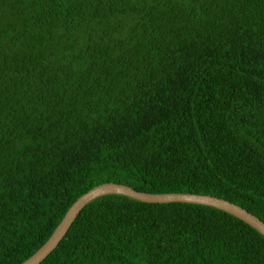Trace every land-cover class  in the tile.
Returning a JSON list of instances; mask_svg holds the SVG:
<instances>
[{"label": "trees", "instance_id": "trees-1", "mask_svg": "<svg viewBox=\"0 0 264 264\" xmlns=\"http://www.w3.org/2000/svg\"><path fill=\"white\" fill-rule=\"evenodd\" d=\"M104 182L264 222V0H0V264ZM38 264H264V237L111 193Z\"/></svg>", "mask_w": 264, "mask_h": 264}, {"label": "water", "instance_id": "water-1", "mask_svg": "<svg viewBox=\"0 0 264 264\" xmlns=\"http://www.w3.org/2000/svg\"><path fill=\"white\" fill-rule=\"evenodd\" d=\"M111 193L121 194L147 203L183 202L209 205L238 218L264 237V222L238 205L219 197L208 194L186 192L145 193L136 191L131 187L122 184L104 182L91 187L79 195L68 206L48 238L29 257L19 264H38L58 243L59 239L64 235L77 212L86 202L97 196Z\"/></svg>", "mask_w": 264, "mask_h": 264}]
</instances>
